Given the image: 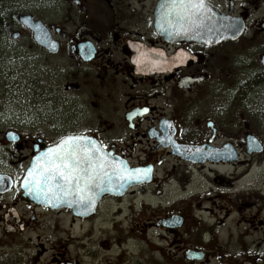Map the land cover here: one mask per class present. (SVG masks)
<instances>
[{
	"label": "flooded vegetation",
	"instance_id": "obj_1",
	"mask_svg": "<svg viewBox=\"0 0 264 264\" xmlns=\"http://www.w3.org/2000/svg\"><path fill=\"white\" fill-rule=\"evenodd\" d=\"M166 3L0 0L4 78H16L15 70L23 68L20 91L15 84L8 92L44 101L39 109L24 113L22 122L7 115L0 118V264H134L114 244L97 241L96 222L108 204L122 202L134 188L144 194L164 160L187 167L253 166L263 160L264 149L248 152V137H256L249 124L244 129L229 122L220 126L212 117L229 116L233 100L248 97L264 84V0H204L199 29L175 13L168 15L167 7L161 8ZM233 22L243 26L238 39L217 37ZM237 53L240 63L235 62ZM236 68L242 84L233 76ZM56 84L64 115L55 108ZM70 134L91 138L115 164L147 171L117 195L112 183L116 177L105 179L91 204L73 202V196L46 200L34 186L26 187L28 171L36 157ZM229 148L236 161L206 157ZM182 150L200 151L206 161L185 159ZM214 181L236 186L221 178ZM159 182L164 191L173 188L177 194L194 185L191 178L184 179L180 188L177 165ZM74 222L88 225L82 241L72 237ZM74 241L82 243L75 256ZM181 241L178 235L176 242ZM252 244H240V254L225 247L191 250L202 252L203 259L195 260L199 264H264V252H246Z\"/></svg>",
	"mask_w": 264,
	"mask_h": 264
},
{
	"label": "rangeland",
	"instance_id": "obj_2",
	"mask_svg": "<svg viewBox=\"0 0 264 264\" xmlns=\"http://www.w3.org/2000/svg\"><path fill=\"white\" fill-rule=\"evenodd\" d=\"M240 61L241 54L237 53L235 62ZM30 69L25 67V71H31ZM238 69L236 68L233 76L236 83L242 84ZM20 70L23 68L15 70L16 78L13 75L7 79L0 67V118L7 115L16 123L22 122L24 113H29V110L32 113L40 108L39 105L42 107L44 104L43 98H24L21 94L16 96L8 92L15 84L16 91H20V83L23 82ZM56 88L55 108L64 115L65 112L59 108L62 102L59 84H56ZM232 103L233 110L229 116L212 117V120L220 126L229 122L242 129L245 124H249L251 133L264 142V84L255 93L244 99L233 100ZM173 165H177L180 188L184 179L193 180L194 185L190 187V191L177 194L173 188L170 191L161 188L160 179L170 172ZM249 173L251 179L246 176ZM240 177L242 178L239 179ZM175 178L176 176H171L170 180ZM218 178L225 182L232 181L236 186L232 189V186L226 184H215L214 180ZM250 182H253L255 188L247 186ZM140 189L134 188L133 193L122 202L108 204L96 222L95 231L99 243L104 241L114 244L119 251L128 253L134 264H199L186 259L183 255L185 250L196 248L206 251L225 247L224 249L240 254L244 249L240 244L245 246V242L253 243L246 252L251 249L258 250L257 253L264 252V225L260 227L258 224L260 220L264 222V157L253 166L242 162L233 167L208 164L187 167L164 160L158 166L153 185L146 187L144 194ZM247 204L249 207L244 206ZM174 215L186 220L183 227L174 230L175 233L171 234L163 230L164 227L156 225L161 219ZM253 216L257 217L255 221L252 220ZM88 229V225L74 222L72 237L82 241V236ZM178 235L182 239L180 243L176 242ZM76 242L74 241L72 248L74 256L81 253L77 247L82 243ZM208 264H216V261Z\"/></svg>",
	"mask_w": 264,
	"mask_h": 264
},
{
	"label": "snow or ice",
	"instance_id": "obj_3",
	"mask_svg": "<svg viewBox=\"0 0 264 264\" xmlns=\"http://www.w3.org/2000/svg\"><path fill=\"white\" fill-rule=\"evenodd\" d=\"M167 14L175 13L181 20L187 19L199 29L203 22L198 15L205 8L204 0H167ZM211 32V29H208ZM147 111V109H145ZM109 154L103 152L91 138L82 135H68L50 147L28 171L26 186H34L46 200L62 199L73 196V202L91 204L95 190L105 179L111 182L113 177L123 181L138 179L144 169L128 170L123 162L115 164L109 160Z\"/></svg>",
	"mask_w": 264,
	"mask_h": 264
},
{
	"label": "water",
	"instance_id": "obj_4",
	"mask_svg": "<svg viewBox=\"0 0 264 264\" xmlns=\"http://www.w3.org/2000/svg\"><path fill=\"white\" fill-rule=\"evenodd\" d=\"M243 33V26L239 23L233 22L232 25L227 27V31H224L223 33H218L217 37L220 39H231V40H236L238 39ZM264 147L263 145L258 141V139L254 136H249L248 137V152L249 153H261L263 151ZM181 155L188 160H192L194 162L201 161V163L205 162L206 160L203 157L202 153L200 151H193V152H188L186 150L181 151ZM206 157L210 160H216V161H236L237 155L235 152L229 148L227 151H224L222 153H215L211 152L210 154H206ZM202 158V160H200ZM32 167V166H31ZM30 167V168H31ZM151 175V172L148 173V176ZM147 176V177H148ZM28 180V174L26 177L25 185ZM138 179H125L123 181L119 180L118 178H115L112 180V183L114 184V191L115 194L117 195L118 189H124L127 188V186L133 185L137 183ZM130 183V184H127ZM28 189H30L28 186H26ZM33 189V186L31 187ZM30 195H33L32 192H30ZM77 216H81V212H75L74 213ZM184 219L180 216H173L169 219L161 220L159 221L156 225L157 226H162L165 228H170V229H178L183 225ZM202 256L200 253H197L195 251H191L188 254V259L194 260V259H201Z\"/></svg>",
	"mask_w": 264,
	"mask_h": 264
}]
</instances>
